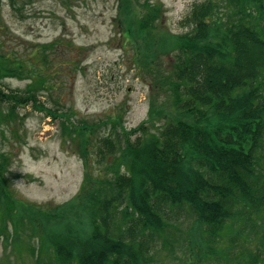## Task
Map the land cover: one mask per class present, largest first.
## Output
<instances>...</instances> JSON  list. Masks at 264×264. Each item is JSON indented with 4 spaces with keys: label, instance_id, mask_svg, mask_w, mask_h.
Here are the masks:
<instances>
[{
    "label": "trees",
    "instance_id": "obj_1",
    "mask_svg": "<svg viewBox=\"0 0 264 264\" xmlns=\"http://www.w3.org/2000/svg\"><path fill=\"white\" fill-rule=\"evenodd\" d=\"M228 3H193L167 49L172 68L155 76L170 72V118L152 121L150 108L131 130L115 118L114 133L94 139L102 122L72 121L41 101L37 85L0 87L1 136L30 108L58 120L83 159L93 142L95 161L118 166L94 175L84 160L73 198L41 209L14 196L0 151V235L36 240L28 245L35 264H157L155 252L172 254L177 239L183 264H264V0ZM158 11L150 6L139 29L153 28ZM8 57L0 54V81L22 75Z\"/></svg>",
    "mask_w": 264,
    "mask_h": 264
},
{
    "label": "rangeland",
    "instance_id": "obj_2",
    "mask_svg": "<svg viewBox=\"0 0 264 264\" xmlns=\"http://www.w3.org/2000/svg\"><path fill=\"white\" fill-rule=\"evenodd\" d=\"M201 1L0 0V54L18 61L17 74H22L2 77L0 87L37 85L41 101L58 106L72 121L102 122L94 139L114 133L110 121L115 118H120L118 127L131 130L148 119L150 108L152 121L170 118V94L163 88L170 72L162 80L155 75L172 68L173 49H167L185 31L182 21L193 3ZM228 1L222 0L225 7H233ZM150 6L159 8L158 17L153 28L141 30L137 23ZM150 54L153 58L145 60ZM20 115L16 130L0 135V151L10 159L14 196L34 208L63 209L80 186L84 162L94 175L104 173V167H118L111 166L110 157L95 161L93 142L83 159L58 120L30 108ZM28 245L36 246V240L27 244L23 234L0 235V263L35 264ZM247 245L257 249V243ZM179 248L177 239L172 254L155 252L157 264H183L186 250ZM39 260L47 262L48 257L42 254Z\"/></svg>",
    "mask_w": 264,
    "mask_h": 264
}]
</instances>
